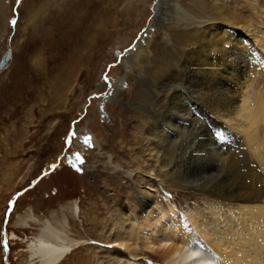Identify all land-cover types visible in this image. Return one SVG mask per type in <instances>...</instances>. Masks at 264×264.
Here are the masks:
<instances>
[{"label":"bare ground","instance_id":"bare-ground-1","mask_svg":"<svg viewBox=\"0 0 264 264\" xmlns=\"http://www.w3.org/2000/svg\"><path fill=\"white\" fill-rule=\"evenodd\" d=\"M245 3L246 11L239 12L236 0H171L164 6L163 0L157 1L150 26L169 32L175 41L161 40L156 68L150 49L141 44L128 56L138 72L136 112L155 165L150 171L143 169L149 180L134 189L138 222L127 215L123 203L109 196V226L100 221L99 206H93L92 215L83 212L91 234L102 230L98 241L68 233L66 223L82 213L80 203L61 206L42 219L32 212L18 225L39 226L33 238L24 240L12 232L5 236L26 243L22 253L28 264H67L74 254L75 264L120 263L124 254L135 264L147 253L166 264H264V88L257 80L264 69V26L257 29L249 12L256 10L255 1ZM147 68L153 70L148 78ZM79 143L81 153H96L97 161L105 155L109 172L134 179L132 170L104 152L96 136ZM7 161V168H20ZM73 164L85 175L98 168ZM4 169L3 177L11 183L19 169ZM168 189L194 194L204 204L205 209L190 215L193 232L168 198ZM160 195L166 205L159 202ZM155 207L159 217L147 218ZM96 242L110 250H98Z\"/></svg>","mask_w":264,"mask_h":264},{"label":"rangeland","instance_id":"rangeland-1","mask_svg":"<svg viewBox=\"0 0 264 264\" xmlns=\"http://www.w3.org/2000/svg\"><path fill=\"white\" fill-rule=\"evenodd\" d=\"M157 1L0 0V61L12 50L8 66L0 72V264H4L5 256L10 264H28V257L22 253L26 243L7 240L5 247L4 237L12 232L24 240L33 238L39 226L23 229L18 225L21 217L32 212L42 219L61 206L80 203L81 217L78 214L72 224L66 223L69 235L79 232L84 238L100 240L102 230L91 234L83 212L92 215L93 206H99L98 217L105 222L103 226H109L105 205L111 203L109 196L112 202L123 203L127 215L138 222L134 189L149 180L144 170L150 171L155 165L136 112L141 87L138 72L131 68L128 56L141 44L150 49L154 67L160 64L155 59L162 57L159 44L171 35L150 26ZM253 1L256 10L249 12L258 29L264 26V0ZM170 2L163 0V6ZM236 6L239 12L246 11L245 0H236ZM105 13L107 17H102ZM102 18L108 22L104 24ZM96 39L100 41L96 43ZM146 71L148 78L153 70ZM257 80L264 88L262 67ZM93 135L104 152L133 171V180L109 172L105 155L97 161L96 153H81L80 139ZM71 159L97 166V171L85 175ZM6 160L20 168H7ZM3 168L8 173L19 169L11 183L3 177ZM167 191L193 232L190 215L205 209L204 204L194 194ZM159 202L166 205L165 197L160 195ZM157 209L147 218L159 217ZM147 218L143 216L141 222L145 224ZM207 228L213 231L211 225ZM96 245L100 251L110 250L102 242ZM74 255L67 264L76 263ZM122 256L120 263L111 264H129L127 254ZM135 264L166 263L160 256L147 253Z\"/></svg>","mask_w":264,"mask_h":264},{"label":"water","instance_id":"water-1","mask_svg":"<svg viewBox=\"0 0 264 264\" xmlns=\"http://www.w3.org/2000/svg\"><path fill=\"white\" fill-rule=\"evenodd\" d=\"M11 55H12V50L9 49V51L6 54V56L4 57L2 62L0 63V71L8 66V64L10 62V59H11ZM4 235H5V233H4ZM7 245H8L7 244V239H6V237H4V246L7 247ZM4 264H10V262L8 261L7 256L4 257Z\"/></svg>","mask_w":264,"mask_h":264},{"label":"flooded vegetation","instance_id":"flooded-vegetation-1","mask_svg":"<svg viewBox=\"0 0 264 264\" xmlns=\"http://www.w3.org/2000/svg\"><path fill=\"white\" fill-rule=\"evenodd\" d=\"M70 162L73 163V160L71 159Z\"/></svg>","mask_w":264,"mask_h":264}]
</instances>
